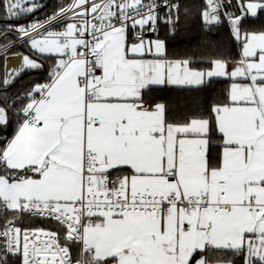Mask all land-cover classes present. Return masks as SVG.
<instances>
[{
    "label": "snow or ice",
    "instance_id": "snow-or-ice-1",
    "mask_svg": "<svg viewBox=\"0 0 264 264\" xmlns=\"http://www.w3.org/2000/svg\"><path fill=\"white\" fill-rule=\"evenodd\" d=\"M44 7L0 0V264H264V0L196 5L238 50L207 67L146 35H175L182 0H66L27 19ZM17 41L31 55L9 70Z\"/></svg>",
    "mask_w": 264,
    "mask_h": 264
},
{
    "label": "trees",
    "instance_id": "trees-1",
    "mask_svg": "<svg viewBox=\"0 0 264 264\" xmlns=\"http://www.w3.org/2000/svg\"><path fill=\"white\" fill-rule=\"evenodd\" d=\"M66 0H42L44 8L38 10L34 16L30 15L27 19L31 18H44L46 15H50L58 5L65 3ZM201 0H182V3L186 4L190 8V14L187 19L182 17L180 27L175 35H172L168 25H161L158 29V33H154V36L158 35L160 39L166 41L168 55L170 58H181L185 56H192L197 60H203L202 66L207 67V60L210 57L223 54L229 58H238V50L236 48V42L231 38L230 31L227 25L216 26L211 31L203 30V22L198 15L196 5ZM264 19V18H262ZM23 20V19H22ZM4 19L0 18V23H3ZM257 24L260 21L256 22ZM13 39L15 36L13 35ZM22 53L25 55H31L29 47L26 44H19L9 50L10 58L20 59L21 56L16 55ZM12 59V60H14ZM11 60V61H12ZM11 61L9 67L11 65ZM48 65L45 64L43 69L26 71L23 75L16 80V82L9 88V94L14 95L17 90L30 87L33 83H43L47 78ZM10 69V68H9ZM4 71L3 59L0 57V74ZM226 81H219L214 83L207 93L210 95H219L226 86ZM162 95L174 96L176 93H163ZM196 95V93H192ZM11 129H9L7 135H11ZM20 226L25 228H44L50 230H56L54 224H51L43 219H34L25 216L20 222Z\"/></svg>",
    "mask_w": 264,
    "mask_h": 264
},
{
    "label": "built area",
    "instance_id": "built-area-1",
    "mask_svg": "<svg viewBox=\"0 0 264 264\" xmlns=\"http://www.w3.org/2000/svg\"><path fill=\"white\" fill-rule=\"evenodd\" d=\"M161 2H162V0H161ZM160 14L163 15V14H164L163 11H161ZM33 19L42 20V19H44V18H31V19H28V20H33ZM4 22H5V21H4ZM4 22H3V23H0V27H3ZM20 22L23 23L24 20H21ZM161 25H165V24H164L163 22H160V24L158 25V28H159ZM150 33H152V32H149V33H147L146 35L148 36V34H150ZM19 44H23V42L17 41V43H16L15 45H13L11 48H13V47H15V46H17V45H19ZM11 48H10V49H11ZM34 219H41V218H39V217H34ZM46 230H50V229H46Z\"/></svg>",
    "mask_w": 264,
    "mask_h": 264
},
{
    "label": "rangeland",
    "instance_id": "rangeland-1",
    "mask_svg": "<svg viewBox=\"0 0 264 264\" xmlns=\"http://www.w3.org/2000/svg\"><path fill=\"white\" fill-rule=\"evenodd\" d=\"M42 2V0H40V3ZM12 59H14V58H12ZM12 59H10V61L12 60ZM22 62V60H20V59H14V60H12L11 61V65H10V69L9 70H11V68L12 67H18L19 66V63H21Z\"/></svg>",
    "mask_w": 264,
    "mask_h": 264
},
{
    "label": "crops",
    "instance_id": "crops-1",
    "mask_svg": "<svg viewBox=\"0 0 264 264\" xmlns=\"http://www.w3.org/2000/svg\"><path fill=\"white\" fill-rule=\"evenodd\" d=\"M152 34H153V33H152ZM148 37H150V38H155V36H154V35H153V36H149V35H148ZM230 68H231V65H230Z\"/></svg>",
    "mask_w": 264,
    "mask_h": 264
},
{
    "label": "water",
    "instance_id": "water-1",
    "mask_svg": "<svg viewBox=\"0 0 264 264\" xmlns=\"http://www.w3.org/2000/svg\"><path fill=\"white\" fill-rule=\"evenodd\" d=\"M149 36H153L154 35V33L152 34V33H150V34H148Z\"/></svg>",
    "mask_w": 264,
    "mask_h": 264
}]
</instances>
